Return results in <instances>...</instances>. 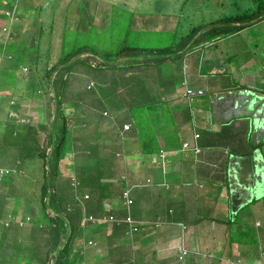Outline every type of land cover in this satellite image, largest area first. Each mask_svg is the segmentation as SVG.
I'll list each match as a JSON object with an SVG mask.
<instances>
[{
    "label": "crops",
    "instance_id": "crops-1",
    "mask_svg": "<svg viewBox=\"0 0 264 264\" xmlns=\"http://www.w3.org/2000/svg\"><path fill=\"white\" fill-rule=\"evenodd\" d=\"M17 1L15 5L18 7L21 16L13 15V31L10 35L6 31L8 29H5V27L7 28L5 22L1 21L3 26L1 25L0 28V46L3 44L2 38H4L5 44L15 39L14 34L21 38V35L26 32V27L21 22L27 13L26 18L31 20L29 22L37 17L33 23L38 26L35 30L36 36L30 37L37 44L31 42L30 47L33 45L39 47L36 53L33 51L29 57L32 59L35 57L37 61L43 60L45 57L42 53L43 48H40V46L42 47L43 43L44 47L46 39L42 40L41 38L44 26L40 24L45 19L52 24L54 23L53 3L56 0H44L46 9L42 8L38 11L33 6L34 0ZM116 1L118 0H111L104 7L94 12L96 14H101V10L107 12L104 23L106 28H111L107 31V34H112L113 28L123 27L125 24L123 18L129 13L128 8H134V5H128L131 0H123L126 3L125 6L117 4V9L110 10L109 4ZM175 1L179 3V7L182 9L180 12L163 10V13L159 16L155 14V11H146L147 13L140 15V21L137 22L136 33H140V36L143 33L165 32L161 39L162 47L154 46L149 40L145 42L141 38L139 44L137 39H131L129 36L121 38L118 47H109L107 37H100L103 39L106 48L105 50L104 47L100 46L103 53L102 58L106 59L102 63L97 62L102 67L100 77L97 80H87L85 87V85L77 84L79 79L71 80L68 76V82L64 90L62 89L60 92L61 97L63 96L62 99L70 104L77 101L81 102L83 96L80 95V89L81 91L87 89L89 92L86 97L90 101L98 98L103 107L102 110H97L90 105V109L87 111L93 114L103 111L107 118L96 119L94 121L97 124H91L90 122V125H87L90 131L91 128L95 130V135H87V139L82 134L83 126L76 127L73 130L72 141L69 145V152L71 153L70 157L64 162V176L60 178V181H62L60 186L69 189L72 183L75 187V196H68V198L74 199L75 204L82 206L84 217L88 214H94V212L102 216L101 210L104 208L105 214H114V212L117 214L119 212L121 217L132 216L135 220L134 223H115L119 225L117 228L110 223L108 225L93 222L94 226L100 225L91 232L98 234L94 237V246L98 247L97 237L100 238L101 247L102 242L107 241L109 243L111 241L107 251L106 249L104 251L98 250V253L102 254L103 257L108 254L107 257H104L105 264L109 261L112 262L110 264H231L230 262L232 260L236 261V259L241 260L237 264H254L253 260L248 259L247 255L242 256V258L238 255V251L250 250V246L243 244L245 242L240 240H234V237L238 239L243 233L247 232L244 226L250 229V220H252L254 227L258 228V230H255V235L258 236L259 242H254L251 247L260 253V259L264 258V194L234 212L229 193L228 162L231 154H246L251 149L264 148V92L261 93L258 90L261 88L264 90V61H233L236 54L228 52L227 46L223 43V37L218 41H212L209 46L211 50L209 51L206 48L203 50L204 53H200V56H198V53H190L181 58L180 61L173 58V53H170L169 50H163V47L173 50V46L178 43L177 41L199 25L202 20L198 21L197 19L201 15H206L210 9L209 5L203 4V0L198 2L197 0ZM180 1L186 2V5L182 6ZM199 3L201 4L199 5ZM49 7L51 11H49ZM35 12L37 16L34 15ZM186 17L189 18V21L186 28L182 29L183 20ZM215 17L213 18L216 19ZM112 18H114V25ZM211 21L214 20H207L206 22ZM15 23H20L22 26L19 29L18 26L14 29ZM95 27L89 21V29L92 28L91 31H95ZM96 28L100 29L99 27ZM15 30L16 32H14ZM2 32L5 36H2ZM237 32L239 31H234L229 36H234ZM99 34L106 35L105 32H99ZM125 47H128L125 54L118 56L117 51L123 48L125 50ZM149 47H153V49H149ZM236 47L238 46L232 44V49ZM86 52L89 54H86ZM203 55L208 59L209 56L212 57L213 59L210 60L213 61L220 57L222 62L216 61L218 71H233L241 83L238 86H244V88L239 91H236L235 88L228 90L225 74H205L206 66L212 65V63L206 61ZM97 57H99L98 52L92 48H87L82 56V58H88L89 60H94ZM14 60V56H9L8 61ZM60 62H55L54 65ZM39 63L41 65L49 64V62L44 61H39ZM1 72L0 70V119H2L0 130H3L4 121L7 120L13 123L17 119H32L34 114L31 112L34 111H32V108H25L24 104L28 99H24V103L20 108L12 107L11 104L16 101L17 96L15 97L16 93L11 96V92L13 93L15 90L13 87L8 88L9 85L6 84L5 80L8 77L1 76ZM126 78H129V84H127ZM23 80L28 82L29 78L25 77ZM91 82H95L97 87L88 89ZM111 82L122 88L125 96L130 98L131 101L138 98L140 102L153 104L158 111L155 116L159 112H166L165 117L167 116L168 119L164 122L157 119L158 124H151L152 131L146 133L144 129L143 133L140 134V138L138 132L132 133L131 126L130 129L124 131L123 125L131 124V121L122 119L123 122H120L118 121L120 116H115L114 113L121 114L120 110L127 108L120 105H116L111 111L105 108L111 103L109 100L110 95L116 96L118 94L116 90L118 87L114 85L113 89ZM137 82L140 84L139 87ZM252 83L257 85H252ZM101 84L106 86V91H102L99 87ZM20 87L22 88V84ZM189 88L207 91L210 96L204 98L190 97L187 94ZM245 89H248V91H245ZM90 90L92 91L90 92ZM101 95L104 96L103 99H101ZM147 99L149 100L147 101ZM204 99H209L211 103L215 104V109L221 119L217 120L210 117V114H206L207 110H203V105L206 103ZM186 105L195 110L196 116L199 115L200 117L192 116L190 122H187L184 131H190L183 136L184 141L190 142L192 146H200L202 151L199 154L195 153L190 143L189 148L186 150L183 146L185 154L182 160H185V164L181 165L184 169L176 171L171 163L176 159L174 152L181 144V138L177 137L179 134H173L172 128L181 127V124L184 123L182 122L181 113L177 109L186 108ZM193 106L203 111L200 112ZM44 110L42 107L39 111L36 110L35 118L39 120ZM228 122L234 123L236 126V128L233 127L235 137L239 138L238 141H234L233 145L232 142L235 137L232 138ZM202 125L208 127L211 131L207 136L199 128ZM192 131L200 133V137L198 139L193 138ZM96 135L98 136L96 137ZM82 140L85 141L82 142ZM143 142L147 145L150 144L152 148H144L145 146H142ZM98 143H101L102 146H97ZM233 147L237 148L238 151L231 150ZM14 148L15 146L6 152L4 150L0 151V162L4 164L3 166L15 171L10 177V187L12 179L16 182H22L27 178L31 180L34 175L33 171L38 170L35 169L33 162L39 159H29L28 163L30 164L23 163L20 160V155L24 149H21V147ZM82 148H86L89 155H92L91 159L95 162L93 166L100 168V171L97 172L89 171L87 184L93 183L94 186H97V180L95 179L100 178L102 174L105 175L103 178L105 181H100L99 184L106 186L109 196L103 199L102 208L101 204L94 201H92V204H86L87 198L84 196L88 193L84 196L79 195L80 199L76 200V191L81 185L79 184L81 183L79 179L82 171L81 166L85 164L81 154ZM160 157H165L168 164H164ZM137 163H140V169L135 170L134 166ZM126 167L130 169L128 168L129 170L126 171ZM125 173L131 174L133 178L129 181L125 178ZM74 179L79 184L77 188L73 182ZM93 180L95 181L93 182ZM4 182L0 181L2 188L11 193L10 188L8 189L3 185ZM222 183L226 186V192L222 191ZM31 190L34 194L39 193L40 182L33 181ZM121 190L122 192L129 190L130 194H136L137 198L140 193V201L135 203L134 207H132L133 204L131 207L127 206L126 201L123 203L122 198H120L122 197ZM64 191L66 192V189ZM95 193L97 197V192ZM16 195H23V193H16ZM133 197L135 198V196ZM10 199H14L13 206L17 205V199ZM36 201H39V199ZM121 202L128 213L122 212ZM5 206L8 207L7 203H5ZM8 209L11 210V214L14 211V215H18L19 210L16 207H8ZM131 209H133V213ZM248 212H250L249 215ZM11 214L9 219L11 217L13 219H8L9 229H6V237L1 238L0 234V243L7 242V244H0V252L1 248L5 250L3 256H0V264H18L16 258L20 257L21 254L27 255L16 250L14 241H16L17 235L15 231L21 226V221H19L21 218ZM239 216L243 220L242 223H239ZM250 216H252V219L249 218ZM163 221L170 223L156 226L158 223H164ZM232 221H235L236 224H233ZM0 222H2V218H0ZM229 222L232 223L231 226ZM182 224L186 225L187 228L184 229ZM135 226H139L140 231L134 229ZM107 229L116 231L110 235L112 239L105 235ZM36 239L37 235L30 234L29 248H32ZM186 243L191 250L181 258L179 253Z\"/></svg>",
    "mask_w": 264,
    "mask_h": 264
},
{
    "label": "trees",
    "instance_id": "trees-1",
    "mask_svg": "<svg viewBox=\"0 0 264 264\" xmlns=\"http://www.w3.org/2000/svg\"><path fill=\"white\" fill-rule=\"evenodd\" d=\"M199 0H197L198 2ZM14 3L18 2L17 0L13 1ZM201 3H199L200 5ZM16 7V6H15ZM17 11L11 12L12 15H17L21 16L18 12V7ZM262 8H259L258 14L257 10H255L253 13L256 15L254 17L251 13L250 14H245L242 16H224L220 19L211 21V22H201L199 25L195 26L191 32L187 33L184 35L181 40L177 41L173 46V50L167 49L166 47H163V50H169L170 53H173V58L180 59L185 57L187 54L190 53H198L200 56V53H204L203 50L208 48V50H211L210 43L212 41H218L220 38L226 36V35H231L234 31L238 30L239 28H243L246 25L253 24L256 20L261 19L264 17V14L261 13ZM5 29H8L5 27ZM9 32V30H6ZM95 32L99 33L97 28L95 27ZM8 44V43H7ZM33 44H37L36 42H33ZM12 45V44H11ZM154 46H159L162 47L161 41H157L156 43H153ZM34 48V52L37 50ZM128 47L124 48L117 51V55H124L126 52V49ZM25 49V48H24ZM87 49V48H86ZM78 50L77 55L79 53H82L87 50ZM149 49H153V47H149ZM212 52V51H211ZM14 56L13 54H10V57ZM203 57L206 59V61H210L212 65H207L205 74H225L227 83L226 87L228 86V90H231L233 88L236 89V91H239L244 88V86H238L240 83L239 79L236 78V74L233 71L226 70L227 72H222L218 71L219 68L217 67L218 62H222L220 57H217L215 61L210 60L213 59L212 57L209 59L203 55ZM24 60L27 58L29 59L28 63L31 65L30 66H25L24 70L29 71V73H25L24 76L18 75V72H21L19 61L17 58L14 60V66H15V71L16 74L12 76V80H14V83H11V81H7L6 84L9 85L8 88H14V92H11L12 94L16 93L15 97L17 96L18 99L14 101L12 107L14 108H20L23 103L24 99L30 100L31 98H37V97H42L45 99L46 97V106L44 113H42L41 118L38 120L35 118V116L32 117V119H23L11 123L9 121H4V128L3 130H0V151L4 150L6 152L8 149H11L12 147L15 146L14 149H17L21 147V149H24V151L20 155V160L23 163H28L29 159H39V160H34L35 164V169L37 168L38 170L33 171V177L30 179H26L23 181V186L21 187L23 195H18L23 197L26 195L27 201L32 200V197L34 195L31 193V187H32V182L37 181L40 182V190L39 193L35 194V197L33 200H38L39 199V204L40 205V213L37 214V218L33 219L35 222V227L39 226V232L44 237V240L40 244H34L32 248H29V251L26 252L27 255L21 254L20 257L16 258V262L18 264H75L76 261H79L80 263H84L86 260L79 257V255H84L85 252H87V248L91 247H96L94 244L90 246V242L94 241V237L96 234L91 233L88 235H85L87 239H82V243L79 245L78 251L72 254V249L74 248V241L80 240V237L78 236V230L82 228H90L93 223L90 222H85L84 221V210L82 209V206L75 204L74 199L68 198L67 195H65L64 188L60 186V178L63 175V169L65 168L64 162L70 157L69 152V145L72 141V132L75 130L76 127L83 126V128H88V124L95 123L94 120L98 119L99 117H105L107 116L104 114L103 111L100 113H90L87 110L90 109V105L95 107L97 110H102V103L101 101L96 98L93 101H90L88 97H82L81 102L78 105L77 109L75 110L76 113L73 114V109L70 107V103H66L62 97H61V91L62 89L64 90V87L67 84V79H68V69H71V64L68 66L66 65L65 69L63 68L62 70H59V67H61V64L63 62H60L59 64H55L53 62L49 64H43L41 65L39 61H44L43 60H36L35 57L32 59L31 57L25 55L23 56ZM215 59V58H214ZM232 59V58H231ZM235 61V60H233ZM67 62V61H66ZM53 63V64H52ZM209 64V63H208ZM162 70V69H161ZM25 77L29 78V84L26 88V93L23 91V88L20 87L21 80L24 79ZM224 77V76H223ZM115 83V82H114ZM138 83V82H137ZM96 84V83H95ZM111 86L114 89V85L117 86L118 88L116 89L118 91V94L116 96L110 95V102L113 107H111L109 104L105 107L110 111V107L114 109L116 105L124 106L127 109H122L120 110L122 113L117 114L114 113L115 116H122L121 118H118V121H121L122 119L124 120H130L131 124H125L123 125L124 131L130 129L132 133H137L140 138V134L143 133L144 129L145 131L149 128L152 127L151 124H158L159 119L161 122H164L168 119L166 112H159L156 116L155 114L158 112L157 107L154 106L153 104L146 103L144 101L140 102V99L136 98L135 100L133 99V103H131V99L125 96V92L122 88H120L117 84H113L111 82ZM252 85H257L252 83ZM140 84L138 83V87ZM236 86V87H235ZM41 87V88H40ZM94 87H97V84L94 85ZM102 91H106V86L104 84H101L99 86ZM18 90V91H17ZM194 93L190 95H203L205 92L202 90L201 93H199V90L193 89ZM248 91V89H246ZM261 91V93L264 92V90L258 89ZM92 90H90L91 92ZM8 94V93H7ZM259 96V94H258ZM104 96L101 95V99H103ZM149 99H147L148 101ZM95 104V106H94ZM108 107V108H107ZM134 107H140V117L133 115L130 111L131 108ZM121 109V108H120ZM115 112V110H114ZM41 114V113H40ZM170 115V113H168ZM155 117V119H153ZM172 119L173 116L171 115ZM2 121V119H0ZM156 121V123H155ZM128 125V128L125 126ZM230 129H231V134L232 138L235 137V133L233 130V127L236 128L234 123H229ZM131 126V127H130ZM85 133V131L83 130ZM69 133V135H68ZM86 134V133H85ZM198 134V136H196ZM87 135V134H86ZM200 137V133H195V138L198 139ZM224 139V138H223ZM238 137H235L234 141H238ZM85 140H82L84 142ZM140 141V139H139ZM145 142V141H144ZM142 143V146H145L144 148H152L146 143ZM188 143V146H184V143ZM189 143L188 141L183 142V146L185 149L189 148ZM191 145V143H190ZM99 147H101V143H98ZM192 146V145H191ZM195 153H200L201 147L198 145H193L192 146ZM237 148H232L231 150H236ZM88 150L86 148H82L81 154L84 160H87L92 156V155H87ZM90 156V157H89ZM4 164L0 162V166L2 167ZM88 166V165H87ZM5 168V167H4ZM8 171H5L4 174L1 176L0 181H5V177L7 175H12L14 170L11 168H6ZM92 172H97L100 171V168L93 166V168L90 170ZM88 173L87 171L83 170L81 172V175H79V179L81 180L79 184V188L81 187H88L89 189L83 191L84 196L86 193H88L89 197L86 199V204H92V201L95 203L101 204L102 208V202L103 199L108 197L109 194L106 190V186L103 184H99L100 181H105L103 178L105 175H101L100 178H96L97 180V186L93 185V183L87 184L88 182ZM17 175V174H16ZM22 177V175H21ZM10 179L8 181L4 182V186L7 187L8 189L10 188L11 193H8L10 195H16L21 194L17 191V182L12 179L11 181V187H10ZM93 180V182L95 181ZM6 183V184H5ZM79 184H76V188L78 187ZM126 188H131V187H126ZM133 188V187H132ZM136 189V188H135ZM134 189V190H135ZM92 191H94L92 193ZM75 193V191H73ZM97 192V197L96 193ZM64 193V195H63ZM136 193V192H135ZM133 193V194H135ZM95 194V195H94ZM122 194V193H121ZM17 196V195H16ZM36 196L38 197L36 199ZM135 198L133 197V205L140 201V196L138 195V198L135 195ZM17 202V201H16ZM20 203V202H17ZM122 203V202H121ZM34 204H36L34 202ZM32 204L29 206V209L32 214L37 213L36 211V206ZM85 209L86 205L84 204ZM102 217L106 216L105 215V209L102 208ZM128 213V210L125 209L124 207L122 208V212ZM131 212L133 213V209H131ZM42 213V214H41ZM121 213V212H120ZM16 217L21 218L19 221L25 222L27 221L28 216H24V213H20L18 211ZM95 214V212H94ZM104 214V215H103ZM90 215V214H88ZM96 216L100 217V215L95 214ZM114 215L117 217H121V214L117 212V214ZM32 218L29 217L28 221H31ZM164 222V221H163ZM113 224L116 226V228L119 226L115 224V222H105L102 224ZM164 223H158L156 226H162ZM170 222H167L166 224L168 225ZM25 224V223H24ZM106 225V226H108ZM229 225L231 226L232 223L229 222ZM185 226V227H184ZM182 227L184 229L187 228L186 225L182 224ZM81 228V229H82ZM107 228V227H105ZM140 231V227L138 226L137 228ZM117 230V229H116ZM110 231V232H109ZM135 231V230H134ZM116 231L112 229H107V233L105 234L106 236L110 237L111 234L115 233ZM110 239H112L110 237ZM111 243V241H109ZM109 243L102 242V246L106 247L103 250L106 249L108 250ZM86 245V246H85ZM85 246V247H84ZM100 242L98 245V250ZM8 249V248H5ZM98 250L95 251L90 258L92 264L95 261H101L104 260V257H107L108 254H106L104 257L101 255L99 258L98 256ZM191 248L190 246L186 243L184 248L180 250L181 252H190ZM5 250L1 248L0 256L2 257L4 254ZM188 253L183 254L181 257L186 256ZM80 258V259H79ZM180 258V257H179ZM181 259V258H180ZM241 260L236 259V261L232 260L231 264H237ZM14 262V260H13ZM15 263V262H14ZM13 264V263H12ZM89 264V263H87ZM105 264V263H101ZM109 264V263H107Z\"/></svg>",
    "mask_w": 264,
    "mask_h": 264
},
{
    "label": "rangeland",
    "instance_id": "rangeland-1",
    "mask_svg": "<svg viewBox=\"0 0 264 264\" xmlns=\"http://www.w3.org/2000/svg\"><path fill=\"white\" fill-rule=\"evenodd\" d=\"M13 1L14 0H0V28H1V25L3 26L1 21H4L9 30V35L13 31V24H14V16L10 13V11L11 12L17 11V8L15 7L16 5ZM110 1L111 0H104V1L103 0H77V1L76 0H56V2L53 3L54 23L52 24L45 19L43 20V23L40 24L44 26L42 28L43 34L41 38L42 40L46 39V43H44V47H43V43H42V47L40 46V48H43L42 53L45 57L44 62H49V64L51 62L53 63L60 62V61L63 62V64H61V67H59V70H62L63 68L65 69L66 65L69 66L71 64V67H70L71 69H68V76H70L71 80L79 79L77 84L85 85L86 87L87 80L88 81L91 79L97 80V78L100 77L101 72H102V67L99 65V63H102V61L106 60L105 58H102L103 53L101 52L102 48L100 46L104 47L105 50L106 48L104 46L103 39H101L100 37L102 38L107 37V44L109 47H118L120 45V42H119L120 39L126 36H129L131 39H137L139 44H140V38L145 42L147 40H149L150 43H155L157 41L159 42V40L161 41V39L163 38V35L165 32L157 31V32L150 33V34L143 33L141 36H140V33H136V29L138 27L137 22L140 21V15L147 13L146 11H155V14L160 16L163 13V10H169V11L175 10V12H180L182 10L179 7V3L176 2L175 0H165L166 2L163 0H156V1L154 0H143V1L142 0H131L128 2V5H134V8H131V7L128 8L129 13L126 15V17L123 18V20L125 21V24L123 25V27L119 29L113 28V31H111L112 34H107V31L111 29V28H106L105 23H104L105 18L107 16V12L102 11V10L100 11L101 14H98V13L96 14L94 12L97 11V9L104 7ZM180 3L182 6L186 5V2L180 1ZM117 4L121 6L126 5V3L123 2V0H118L115 3L113 2L109 4L110 10L117 9L118 8L116 6ZM203 4L209 5L210 9L208 10V13L206 15H201L197 19L198 21L202 20V22H206L207 20L208 21L217 20L224 16H237V15L242 16V15L250 14V13L254 17H256V15L253 12L257 10V14H258L259 8H262L261 13L264 14V0H203ZM33 6L36 9V11L41 10L42 8L46 9L44 7V0H34ZM49 11H51L50 7H49ZM131 13H136V14H131ZM34 15L37 16L36 12ZM26 16H28L27 13L26 15H24V18H22V22H21L26 27L25 28L26 32L23 35H21V38H18L17 36H15L16 34H14L13 37H15V39L13 41H10L8 44L7 43L4 44L5 41H4V38H2L3 44L2 46H0V70L2 71L1 76L8 77V79H5L6 82L10 80L11 83H14V80H12V76L16 74L15 66H12L14 64V61H8L10 54L14 53V57L17 58V60L15 61H19L21 72H18V75H24L25 73H29V71L24 70V67L27 65L31 67V65L28 63L29 59L26 58L24 60L23 56L25 55L29 56L30 54L33 53L34 48H36V45H33L32 47H30L31 42H33V40L30 39V37L36 36L35 30L38 28V26L34 25L33 23L36 21L37 17H34L32 22H29L31 20L27 19ZM213 17H215L216 19H214ZM25 18L28 21H26ZM89 21H91V24L93 26L100 28V29H97L99 32H105L106 35H103V34L100 35L99 33L95 31H91L92 28L89 29ZM112 21L114 25V18H112ZM188 21H189L188 17H186L183 20L182 29L186 28ZM22 24L15 23L14 29L17 26L19 29V27H21ZM236 31H239V32H237L234 36L226 35L222 39L223 43L228 48V52L236 54V57L234 58V60L235 61H264V17H262L259 20H256L253 24L246 25L243 28H239ZM14 32H16V30ZM32 32L34 35L32 34ZM127 33H130V34H127ZM45 34H46V37H45ZM2 36H5L3 32H2ZM232 44H235L238 47L232 49ZM84 48L94 49L96 52H98L99 57L95 58L94 60H89L88 58H85V59L82 58L85 51L82 53H79L78 55L76 54L78 50H85ZM88 52H86V54H89ZM138 78L140 80V76ZM20 80L22 83L23 91L26 93V91H28L26 90V88L29 82H27L26 80H22V79ZM126 82L127 84H129V78H126ZM88 92L89 90L87 89L82 90V91L80 89V95L83 97L87 96ZM189 96L193 98H197V97L204 98L210 95L206 91L203 95L195 94V95H189ZM204 100L206 101V103L203 105V108H204L203 110H207L206 114L207 115L210 114V117L214 119H217V120L221 119L220 115L217 113L215 109V104L211 103L209 99H204ZM131 103L133 102L131 101ZM79 104H80V101H77L76 103L72 102L70 104V107L73 109V114L76 113L75 110L77 109ZM109 105L112 107L111 103H109ZM24 106L27 109L32 108V111L34 112H31V113L35 115L36 110L39 111L41 107L45 109L46 97L45 99L42 98L41 96L37 98H31L30 100L26 101ZM111 107H110V111L112 110ZM193 108L200 110V112L203 111L202 109H199L194 106ZM177 111L181 113V118L183 120L182 122L184 123L181 124V127L172 128L173 134L180 135V136L177 135V137H179V139L181 138L180 139L181 144L177 147V150L174 152V154L176 155V159L175 161H172L171 165L174 170L180 171L184 169L182 165L185 164V160H182L184 158V154L186 150V149L185 150L183 149L182 143L185 139L183 136L186 135L188 131H190V130H186V131L184 130H185L187 122H190V120L192 119V116H196V113H195V110H192V108H189V106L187 105H186V108H178ZM130 112L133 115H135V117L136 116L140 117V114H138L140 112V107L131 108ZM122 116L124 115H121L120 118ZM196 117L198 118L200 116L198 115ZM98 119H101V117H99ZM153 119H155V117ZM152 128L153 127H149L146 130V133L148 131H152ZM199 128L201 129L202 133L205 136H207L211 132L210 129L206 126L202 125ZM83 129L87 135H91V136L95 135L94 128H91V131H90V128H83ZM85 133L82 132L83 136H85L87 139V135ZM193 133L194 132L192 131V137L194 138L195 133L194 134ZM97 136L98 135H96V137ZM10 158L12 157L10 156ZM91 158L92 157H90L88 161L83 160V163L85 164L81 166L82 171L85 170L89 172L93 168V165L95 164V162H93ZM160 159H162V162L164 164L165 163L168 164V160H166L165 157L163 158L160 157ZM139 167H140V163H137L136 166H134L135 170H137ZM128 168L127 167L125 168L126 171L130 169ZM10 177H11V174L7 175L5 177V181H8ZM125 178L130 181L133 177L131 176V174L125 173ZM70 180L72 182V178ZM73 182L75 185L77 184L75 179L73 180ZM22 184H23V181L17 182V191L19 193H21L22 191L21 189V187L23 186ZM65 189H66L65 193L67 196H71V197L75 196V193L73 192L75 187L72 185V183L69 189L64 188V190ZM87 189L89 188L88 187L78 188V190L76 191L77 192L76 200H79L80 199L79 195H83V191ZM122 190H121L122 197L120 198H122V202L124 203L125 201L124 191L125 190L123 192ZM30 191L35 197L34 192L32 190ZM222 191L223 192L227 191L226 186L224 184L222 185ZM8 192L10 191L2 188V183H0V218H2V222H0L1 238L6 237L7 235L6 229H9L8 219H9V215L11 214V210H9L8 207L9 208L16 207V209H18L20 213H24L25 214L24 216H28L27 221L24 222L25 225L19 226V228L15 231L17 235V239L16 241H14L16 243L15 245L16 250L26 253L27 251H29L28 246L30 243L28 240L30 239V234L37 235L36 242L33 244L38 245L42 243V241L44 240L43 235L41 234V232H39L40 225L33 228L35 226L34 224L35 222L33 221V219H36L37 214L41 212L40 205H38L40 201H36V200L34 201L33 200L34 197H32V200L29 199V201H27L28 197L26 195H24L23 197L15 196V195L13 196V195L8 194ZM108 194H109V191H108ZM139 196H140V193H139ZM85 197H87V195H85ZM131 197L133 198V196ZM10 198H15L17 199V202H20V203H17V205L13 206L14 199H10ZM34 202L36 204H34ZM5 203H7L8 207L5 206ZM123 203L121 204L122 208L124 207ZM32 204H34L37 208L36 209L37 213L35 214H32L29 209V206H31ZM14 214H15L14 211H12L11 215L16 217V215ZM249 214L250 212H248V215ZM29 217L32 218L31 221H28ZM249 218L252 219V216H250ZM12 219L13 217H11L9 220H12ZM238 220H239V223L243 222L241 216H239ZM97 223H100V222H97ZM232 223L236 224L235 221H232ZM93 226L94 225L90 227L91 229L81 227L82 229L80 228L78 230L77 233H78V236L80 237V240L78 239L74 241V248L72 249V254L78 251L79 245L82 243L84 239H87L86 237H84L85 235L90 234L93 230H96L98 227H100V225H95L94 227ZM244 227L245 229H247V232L243 233L238 239L234 237V240L236 241L240 240L241 242H245L243 244L250 246V250H245V249L240 250L238 251V255L241 258L242 256L247 255L248 259L253 260L254 264H264V258L260 259L259 258L260 253L258 251H255L254 248L251 247V245L254 242H257V243L259 242L258 236L255 235V230H258V228L254 227L252 220H250L251 230L247 228L246 226ZM97 235L98 234H96V236ZM97 239L99 243L100 238L97 237ZM0 244H7V242L5 243L1 242ZM103 247L104 246L102 247L99 246L100 251H104ZM97 250H98V247L87 248V252H85L84 255H79L80 258L83 257V259L86 261L84 263L82 262L80 263L79 261H76L75 264H87V263L92 264L91 262L92 258H90V256ZM101 255L102 254L98 253L99 257ZM104 262H105V259L101 261H95L93 264L104 263ZM108 263L110 264L112 262L109 261ZM175 264H178V263H175Z\"/></svg>",
    "mask_w": 264,
    "mask_h": 264
},
{
    "label": "water",
    "instance_id": "water-1",
    "mask_svg": "<svg viewBox=\"0 0 264 264\" xmlns=\"http://www.w3.org/2000/svg\"><path fill=\"white\" fill-rule=\"evenodd\" d=\"M228 184L234 212L264 194V148H254L246 154H231Z\"/></svg>",
    "mask_w": 264,
    "mask_h": 264
},
{
    "label": "built area",
    "instance_id": "built-area-1",
    "mask_svg": "<svg viewBox=\"0 0 264 264\" xmlns=\"http://www.w3.org/2000/svg\"><path fill=\"white\" fill-rule=\"evenodd\" d=\"M202 90H199V93H201ZM194 93V90L189 88L188 89V94H193ZM126 128H128V126L126 125L125 126ZM196 136H198V134H196ZM184 146H188V143H184ZM5 171H8L7 169L3 168L0 166V177L4 174ZM124 197H125V201H126V205L131 207V203H133V199L130 195V192L129 191H124ZM89 220L91 221H96V220H100V221H112V222H116L117 224H121V223H134L135 220L133 219L132 216H128L126 218H123V217H117L115 216L114 214H108L104 217H101V218H96L94 215H90L88 217ZM134 229H137V226L134 227Z\"/></svg>",
    "mask_w": 264,
    "mask_h": 264
},
{
    "label": "clouds",
    "instance_id": "clouds-1",
    "mask_svg": "<svg viewBox=\"0 0 264 264\" xmlns=\"http://www.w3.org/2000/svg\"><path fill=\"white\" fill-rule=\"evenodd\" d=\"M94 85H95V82H91L89 85H88V89L89 88H92V87H94ZM245 91H247L246 89H245ZM187 93H188V90H187ZM188 95H190V94H188ZM128 126V125H127ZM3 168H4V166H2ZM6 169V168H5ZM12 170H14V169H12ZM126 191V190H125ZM127 191H129V190H127ZM131 195V194H130ZM132 196V195H131ZM85 197V196H84ZM89 197V195L87 194V197H85V198H88ZM133 199V198H132ZM133 204V203H132ZM131 204V205H132ZM109 214V213H108ZM108 214H105V215H108ZM90 215H94V214H90ZM90 215H87V216H85L84 217V221L85 222H90V223H93V222H100V223H105V222H111L112 223V221H100V220H96V221H91V220H89L88 219V217L90 216ZM95 216V215H94ZM96 218H101L102 216H100V217H98V216H95ZM116 223V222H115ZM20 225L21 226H24L25 224H24V222H20ZM137 228H138V226H137ZM90 244V246L92 245V244H94V241H92V242H90L89 243ZM86 246V245H85ZM84 246V247H85ZM184 248V247H183ZM186 253H188V252H181V253H179V256L181 257L183 254H186ZM182 258V257H181Z\"/></svg>",
    "mask_w": 264,
    "mask_h": 264
}]
</instances>
